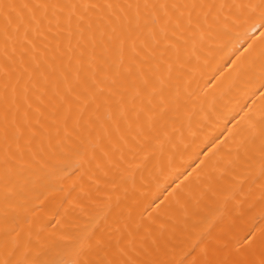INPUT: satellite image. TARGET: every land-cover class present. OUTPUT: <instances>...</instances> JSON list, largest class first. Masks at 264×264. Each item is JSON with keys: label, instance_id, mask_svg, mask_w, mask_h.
I'll list each match as a JSON object with an SVG mask.
<instances>
[{"label": "bare ground", "instance_id": "bare-ground-1", "mask_svg": "<svg viewBox=\"0 0 264 264\" xmlns=\"http://www.w3.org/2000/svg\"><path fill=\"white\" fill-rule=\"evenodd\" d=\"M0 264H264V0H0Z\"/></svg>", "mask_w": 264, "mask_h": 264}]
</instances>
